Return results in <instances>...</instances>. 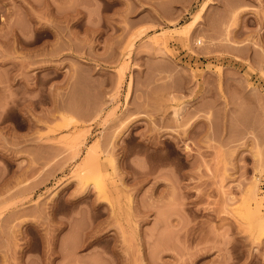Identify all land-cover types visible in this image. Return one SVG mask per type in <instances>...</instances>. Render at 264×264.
I'll return each mask as SVG.
<instances>
[{"label": "rangeland", "instance_id": "1", "mask_svg": "<svg viewBox=\"0 0 264 264\" xmlns=\"http://www.w3.org/2000/svg\"><path fill=\"white\" fill-rule=\"evenodd\" d=\"M260 221L264 0H0V264H264Z\"/></svg>", "mask_w": 264, "mask_h": 264}, {"label": "bare ground", "instance_id": "2", "mask_svg": "<svg viewBox=\"0 0 264 264\" xmlns=\"http://www.w3.org/2000/svg\"><path fill=\"white\" fill-rule=\"evenodd\" d=\"M205 7H206V6H204V7L202 8V10L199 11V13H198L199 15L204 11ZM198 14H197V15H198ZM196 18H197V17H196ZM258 154H260V153H258ZM258 154H257V155H258ZM260 155H262V153H261ZM260 157H261V159H262V156H260ZM259 159H260V158H259ZM259 163H260V162H259ZM261 165H262V164H261ZM260 168H262V167L260 166ZM257 180H258V179H257ZM257 180H256V181H257ZM97 182H100V181H97ZM255 184H256V182H255ZM98 186H99L100 189L103 188L100 184H99ZM252 189H253V188H252ZM253 190L255 191V189H253ZM252 192H253V191H252ZM253 193H254V192H253ZM254 194H255V193H254ZM260 224L263 225L264 222H263V221H260Z\"/></svg>", "mask_w": 264, "mask_h": 264}]
</instances>
